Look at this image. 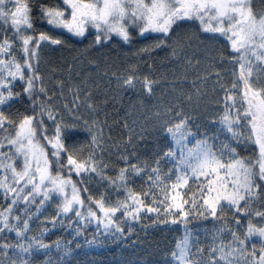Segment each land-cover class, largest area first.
Wrapping results in <instances>:
<instances>
[{
	"label": "snow or ice",
	"instance_id": "snow-or-ice-1",
	"mask_svg": "<svg viewBox=\"0 0 264 264\" xmlns=\"http://www.w3.org/2000/svg\"><path fill=\"white\" fill-rule=\"evenodd\" d=\"M260 5L0 0V264H73V245L78 249L80 237L87 240L88 229L127 240L129 222H141L142 214L153 224L185 225L189 217L212 221L203 242L185 228L164 264H264V0ZM185 30H193L196 39L219 41L220 65L190 58L186 48L192 40L185 42ZM135 38L154 41L140 50L149 56L171 46L184 68L167 84L176 100L155 111L152 128L164 144L144 160L137 152L147 132L143 125L137 132V122L125 117L127 135H112L109 100L94 91L98 64L89 59L87 67L66 61L59 69L41 68L45 48L57 51L89 40L88 47L94 43L99 50ZM81 55L87 58L88 49ZM219 67L230 68V78ZM191 71L196 75L189 83ZM113 80L118 89L140 85L141 95L154 93V82L141 80L135 70L113 72ZM209 82L222 101H211L202 89ZM185 97L188 106L195 100L192 111L177 102ZM205 100L217 107L208 109L215 113L211 129L201 131L197 114ZM162 165L170 167L165 171ZM90 181L104 191L93 192ZM49 224L53 231L67 227L73 238L47 241Z\"/></svg>",
	"mask_w": 264,
	"mask_h": 264
},
{
	"label": "trees",
	"instance_id": "trees-1",
	"mask_svg": "<svg viewBox=\"0 0 264 264\" xmlns=\"http://www.w3.org/2000/svg\"><path fill=\"white\" fill-rule=\"evenodd\" d=\"M253 2L255 7L259 9L261 6L260 0H253ZM36 24L38 32L43 30L39 21H37ZM185 33V42L187 43L188 39L192 40V44L186 48L190 58L194 54L199 57L202 62L209 59H215L216 64L220 65L219 56L223 45L219 41L196 39L193 35V30H185ZM200 36H202V33H200ZM86 42L87 40L82 43L70 42L68 47L57 51L51 50V47L45 48L42 55L46 63L41 65L42 71H47L49 66H55L59 69L66 61L69 64L76 63L77 67H80V61H83V65L87 67L89 59L98 64L100 67V75L99 77H93L95 84L94 91L100 100H103L105 96H107L109 100L105 107L108 113V124L112 128V135L114 138H118L122 134L125 136L127 135L128 130L124 128L125 117L137 109L140 101H144L146 104H151L154 100H163L157 104V107H153L154 109L150 112L153 114L152 116L148 114L151 121L147 120L142 124L144 125V128L147 129V132L144 140L140 142V146L137 149L141 160L152 158L154 152L158 150V146L164 144V141H160V139L157 138V135L152 128V124L155 120V111L158 107L166 106L176 100L174 95L163 97L162 93H165L164 91L166 90L162 91L161 88L155 87V84L159 81L161 82V85L165 84V89H167L166 93L173 92L170 87H167V84L172 80L173 74L177 70L182 72L184 71V68L181 67L180 64H177L175 58L172 57L171 46H168L163 50L156 49L150 56L142 53L140 50L147 47L145 46L147 43L148 45L153 44L154 41L152 40L135 38L129 45L115 44L100 48L99 50H97V47L93 43V51H91L92 57H87L88 60L81 55V50L83 46L87 44ZM183 63L186 64L187 61H183ZM195 63L196 61L193 59V65H195ZM105 70L109 73L107 78L103 75ZM130 70H135L141 80H143L144 77H148L154 82V93L151 97L147 96L146 93L141 95L140 85H138L135 90H125L118 89L114 80L112 83H109V79L112 77L113 72L127 74ZM218 70L224 72L226 78H230V68L226 69L224 67H219ZM192 72L193 71L190 73ZM56 75H61V72L57 71ZM63 75L64 78L67 79V73L64 72ZM195 75L190 74L189 83ZM201 87L211 97V101L213 100V97L217 96L213 92L212 82L202 85ZM168 89L171 91L169 92ZM185 91H188V89ZM216 91L219 92V88H217ZM112 96H117L115 102L112 101ZM134 102L138 103H136V106L132 111L130 106L133 105ZM177 102H183L186 111H192L196 108L195 100H193L191 106H188L186 97L183 101ZM209 108L215 109V106L208 100L203 101L200 105L197 119L200 122L201 131H204L206 128H211V120L215 113L208 111ZM101 118H103V114ZM139 129L140 128H138V130ZM212 134L213 133L210 130L209 135ZM85 156H87L86 152ZM162 167H164L166 171L167 167H170V165H162ZM142 184L143 181H138L136 185L137 188L139 189ZM89 186L93 192L104 191V188L100 187L95 181H90ZM109 191L111 192L112 190L109 189ZM112 195L114 198L115 193L112 192ZM150 199L151 198H149V201ZM54 210L55 207L53 206L44 213L41 220L36 222L34 231H37L40 228L41 223L47 222L45 217L51 216ZM142 215L144 216V219L141 222H129L132 234L127 240H124L123 238L120 240H113L109 237H105L102 233L94 235V227L88 229L87 240L82 236L79 240L80 247L77 249L76 246L73 245V264H164L165 257L167 256L170 258L171 251L175 249L176 244L183 238L184 228L189 226L190 229H193L195 224H197L190 219H188L187 224H185L186 226L171 224L164 225L162 223L153 224L152 219L149 218L147 214ZM152 215L154 216L155 214ZM129 224L125 225L126 235ZM48 231L50 232L45 239L49 242L57 239L68 240L73 238L69 235L67 227L61 228L57 225L56 229L53 231L49 224ZM133 241H135V243H133Z\"/></svg>",
	"mask_w": 264,
	"mask_h": 264
},
{
	"label": "rangeland",
	"instance_id": "rangeland-1",
	"mask_svg": "<svg viewBox=\"0 0 264 264\" xmlns=\"http://www.w3.org/2000/svg\"><path fill=\"white\" fill-rule=\"evenodd\" d=\"M204 35H206V34L202 33V36H204ZM86 43L87 44L83 46L81 52L84 50V48H87L88 49V57H92V54H91L92 52L91 51H93V47H91V48L88 47V45L90 43L89 40H87ZM145 46H149L148 43ZM190 74L195 75L196 73L193 71ZM155 87L161 88L162 91H164V90L167 91V89H165V87H166L165 84L164 85H161V82H159V81L156 82ZM166 91H164L165 93H162L163 97H168L169 95H173L172 92H170L171 91L170 89H168V91L170 93H166ZM216 100H221L222 101V94L220 96L213 97V100L212 101H216ZM161 101H163V100L157 99V100H154L151 104H146V102L141 103V101L139 103L136 102V103H138L137 109L134 112H131V115L128 114V116H127L129 124H132V121L135 120L137 122V125H133V126L136 127V130L140 132L141 131V128L139 127V125H142L147 120L151 121L149 115L152 116L153 114H151L150 112L154 109L153 107H157V104L159 102H161ZM136 103L134 102L133 105L136 106ZM213 104H214V106L216 108L217 105L215 103H213ZM133 105L130 106L132 108V111L134 110L133 109L134 108ZM147 116H148V118H147ZM138 128H140V129L138 130ZM211 132L213 133L214 130L213 131L211 130ZM160 141H162V140H160ZM189 219L195 221V223H197V224H195V226L193 227V229H190L189 226H186V225H185L186 226L185 228H187L193 234H198L200 240L203 242L205 240L206 233L209 230H211L212 227H213L211 219L204 220L203 217H189ZM198 221H200V222H198ZM35 225H36V223L33 225V230H35ZM58 226H60V225H58ZM50 231H48V233ZM184 235H185V232H184ZM209 239H210V237H209Z\"/></svg>",
	"mask_w": 264,
	"mask_h": 264
}]
</instances>
